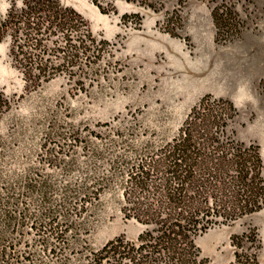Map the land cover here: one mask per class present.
I'll return each instance as SVG.
<instances>
[{"label":"rangeland","instance_id":"1","mask_svg":"<svg viewBox=\"0 0 264 264\" xmlns=\"http://www.w3.org/2000/svg\"><path fill=\"white\" fill-rule=\"evenodd\" d=\"M56 1L85 31L0 0V264H85L79 250L135 240L150 190L129 173L205 96L231 103L227 130L256 146L264 184V0ZM48 211L69 225L56 245ZM194 243L207 264L235 250L264 264V206Z\"/></svg>","mask_w":264,"mask_h":264},{"label":"trees","instance_id":"2","mask_svg":"<svg viewBox=\"0 0 264 264\" xmlns=\"http://www.w3.org/2000/svg\"><path fill=\"white\" fill-rule=\"evenodd\" d=\"M22 1L25 9L21 11L26 15L44 11L48 17L63 19L58 22L60 28L74 21L73 27L85 31L79 14L56 0ZM85 36L88 40L89 33ZM207 97L190 109L176 135L157 149L154 158L138 163L129 173L135 188L150 190L145 208L136 215L144 229L133 241L118 235L97 249L79 250L85 264H207L194 243L195 236L218 219L232 220L264 206L262 162L256 146L238 141L227 130L234 112L231 103ZM5 105L0 93V107ZM169 176L174 179L172 185ZM5 197L3 203L12 201ZM3 217L0 241L4 229L12 226L10 211ZM47 224L56 245L69 225L66 220L58 225L50 211ZM233 254L229 264H256L255 252L245 255L235 250Z\"/></svg>","mask_w":264,"mask_h":264},{"label":"clouds","instance_id":"3","mask_svg":"<svg viewBox=\"0 0 264 264\" xmlns=\"http://www.w3.org/2000/svg\"><path fill=\"white\" fill-rule=\"evenodd\" d=\"M19 3H20V6L22 7V6H23V4H22V0H19Z\"/></svg>","mask_w":264,"mask_h":264}]
</instances>
